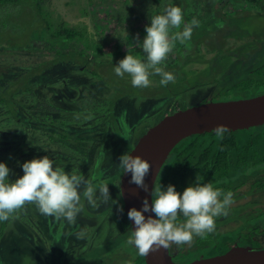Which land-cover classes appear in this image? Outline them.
<instances>
[{"label":"trees","instance_id":"trees-1","mask_svg":"<svg viewBox=\"0 0 264 264\" xmlns=\"http://www.w3.org/2000/svg\"><path fill=\"white\" fill-rule=\"evenodd\" d=\"M154 1L156 8L143 15L146 21L149 18L148 26L151 16L164 13L165 1L181 8L185 23L196 19L199 26L193 27L192 36L185 43L176 41L161 65L174 74V83L161 86L160 77L153 75L151 87L135 88L127 74L120 78L114 68L127 54L146 59L135 41L136 35L129 34L128 38L133 40L129 44L117 25L114 34L107 37L101 34L99 39L92 40L86 27L69 26L54 17L50 9L52 0H0V56L26 55L28 50L56 54L54 59L32 67L0 63V160L11 170L9 180L23 176L24 162L47 155L54 162V168L82 175L94 185L107 183L112 200L98 206L97 232L117 212L121 215L116 224L123 227L127 238L132 233V225L124 210L121 195L124 173L118 167L117 153L123 148L129 154L134 148L136 126L145 116L140 113L138 99L176 100L188 97L189 92H196L205 84L213 89L201 103L264 94V33L253 36L250 29L244 25L235 27L231 21L239 11H260L263 16L264 0H218V7L208 19L201 15V0ZM231 4L239 10H228ZM19 9L28 20L18 16ZM81 12L86 15L88 11ZM218 14L222 20L216 17ZM247 18L244 15L243 20ZM182 30L183 25L171 32ZM140 31L142 44L146 32L144 28ZM222 35L226 38L218 43ZM248 36H253L254 42H247ZM77 41L84 42L85 49L77 51ZM91 50L93 54H89ZM210 52L213 55L208 58ZM197 182L211 183L214 188L233 194L252 182L247 194L263 191L264 125L227 131L223 136H217L215 131L198 133L181 142L165 164L157 186L160 184L166 189L171 184L182 194ZM80 203L88 205L83 196ZM121 206L123 212L118 210ZM249 206L241 204V210H235V219L240 221L230 231H222L221 217L216 218L215 232L206 239L195 237L191 247L177 251L175 260L187 264L201 256L226 253L235 236L227 239L221 232H242V244H247L250 240L246 238L251 239L253 232H260L264 225V205L251 214L247 211ZM18 212L24 214L21 220L31 219L32 205ZM53 221L57 224L58 219L54 217ZM79 225L78 222L75 226ZM122 231L115 234H123ZM79 244L82 246L83 241ZM109 244H112L110 248L118 245L112 240ZM61 257L62 263L74 264L70 260L66 262L72 257L66 248ZM130 264H145V256L136 254Z\"/></svg>","mask_w":264,"mask_h":264},{"label":"clouds","instance_id":"clouds-1","mask_svg":"<svg viewBox=\"0 0 264 264\" xmlns=\"http://www.w3.org/2000/svg\"><path fill=\"white\" fill-rule=\"evenodd\" d=\"M24 18H27L25 14ZM182 25V31L171 32ZM194 26H199L198 20L185 23L180 7L167 6L163 14L150 17V26H145L146 36L142 44L138 36L135 40L146 54V59L127 54L115 66V74L120 78L127 74L135 88L151 87L150 76L153 75L160 77L161 86L174 83V74L161 65L176 41L183 44L191 38ZM214 131L217 136H223L229 129L226 125H217ZM53 163L47 155L26 161L22 164L23 176L10 181L11 170L0 162V222L33 205L41 215L64 219L73 224L81 212V196L91 208L112 200L107 183L94 185L82 175L54 168ZM118 167L123 173L131 174L130 184H135L145 192L149 191L145 177L151 165L147 160L138 155L123 154L119 157ZM151 195V204L144 199L142 210L132 208L127 214L129 220L134 222V230L127 244L134 246L140 256L158 252L161 248L167 250L173 244L191 247L195 237L206 239L216 230V218L226 217L234 203L232 192L225 193L214 188L211 183L197 182L187 187L182 194L176 191L174 185L170 184L164 189L160 184H155ZM118 210L123 212L122 206ZM145 212L154 213L155 218L152 215L146 218ZM82 235L78 234L77 238Z\"/></svg>","mask_w":264,"mask_h":264},{"label":"rangeland","instance_id":"rangeland-1","mask_svg":"<svg viewBox=\"0 0 264 264\" xmlns=\"http://www.w3.org/2000/svg\"><path fill=\"white\" fill-rule=\"evenodd\" d=\"M217 3H219L218 0H201V15L205 19L212 17L218 7ZM154 4V0H52L50 9L54 11V17L64 20L69 26L86 27L92 40L99 39L101 34L104 37L114 34L116 32L115 27L120 25V34L123 35V38H127L128 43L131 44L133 40L128 38L129 34L132 33L139 36V38L142 37L140 29L144 28L145 31V26L149 23L148 16L146 21L143 15L155 9L156 6ZM167 6H173L171 1L162 3V12ZM81 10H87L88 12L85 15ZM228 10L239 9L235 4H231ZM90 12L92 15H88ZM17 14L21 19L28 20V17L24 18V14L20 13V9ZM244 15L248 17L246 20H243ZM216 17L222 20V16L219 14ZM231 21L235 27L244 25V28L250 29L253 36L264 33V15L262 16L260 11H239L233 16ZM253 36H248L247 42H254L255 38ZM10 38L13 39V37ZM225 38V35L220 36L217 40L218 43L219 41L223 42ZM108 39L110 38L108 37ZM215 42L212 43V48H214L213 44ZM75 44L78 46L77 51L85 49L84 42L77 41ZM89 54H93V51H89ZM55 55V52L46 54V51L28 50L26 55H2L0 56V63L10 64L9 62H11L20 66L32 67L54 59ZM212 55L210 52L208 58ZM212 89L213 87L205 84L200 90L189 92L188 97L181 96L176 100H168L166 102L161 101L162 99H155L153 102L138 99L141 100L140 113L142 112L145 116L136 126L132 145L135 146L138 140L166 115L181 110L180 106L183 105L188 108L200 104L203 99L209 97ZM123 154H126V151L122 148L117 153L118 163L119 157ZM7 167L9 168V166ZM92 168L93 165L91 164V170ZM254 197L261 202L257 204L258 206L264 204V192H259ZM250 199L249 196L247 200ZM99 207L91 208V211L96 213ZM112 214L106 221L108 222L107 226L100 232H96V230H99L97 221L96 223L94 222L95 225L92 228L87 226L86 231L83 232L84 228L78 230V227L75 226L79 219L83 217L82 213L79 214L73 224H69L64 219H58L57 224H55L53 221L54 217H51L53 219L51 220L49 219L50 216L41 215L33 205L31 219L28 218V220L25 219L23 221L20 216L24 214L15 212L7 220L3 236H1V230L5 221L0 222V264H64L61 262V256L65 248L72 255L66 262L70 260L74 264H130L136 258V249L134 246L127 244L126 232L123 233V227L116 224V219L121 214L117 212ZM85 218L89 219V217ZM101 220L102 218L98 221L101 222ZM120 231L123 234H115ZM52 232H54V237ZM81 233H83L82 237L77 238L78 234ZM118 236L121 239H117ZM109 237L114 244L121 242L120 245L110 248L112 244H109ZM82 241L83 244L81 246L79 242Z\"/></svg>","mask_w":264,"mask_h":264},{"label":"water","instance_id":"water-1","mask_svg":"<svg viewBox=\"0 0 264 264\" xmlns=\"http://www.w3.org/2000/svg\"><path fill=\"white\" fill-rule=\"evenodd\" d=\"M217 125H226L229 131L264 125V94L253 98L200 103L166 115L152 126L129 153L150 163V172L145 177L149 191L145 192L135 184H130V173L123 174L121 195L126 215L132 208L142 210L144 199L152 203V189L174 149L181 142L194 134L214 132ZM144 215L146 218L149 215L155 218L154 213L145 212ZM130 222L134 230V222ZM145 264L178 263L174 261L170 248H161L145 256ZM187 264H264V249L235 247L225 254L201 257Z\"/></svg>","mask_w":264,"mask_h":264},{"label":"flooded vegetation","instance_id":"flooded-vegetation-1","mask_svg":"<svg viewBox=\"0 0 264 264\" xmlns=\"http://www.w3.org/2000/svg\"><path fill=\"white\" fill-rule=\"evenodd\" d=\"M163 170H164V168H163ZM163 170H162L160 176L163 174ZM160 176H159V178H160ZM158 181H159V179H158ZM158 181H157V184H158ZM157 184H156V186H157ZM251 184H252V182H249L247 184H244V186L241 189H239L236 192V194L235 193L233 194L234 195L233 196L234 203L230 207L229 214L226 217H221V220H220V221H222L221 224L223 223V225L221 226L222 227L221 228L222 231H230V230H232V229L235 228V226L237 225V223L239 224L240 218L238 220L235 219V210L236 209L239 210L244 205L249 204L250 205L249 206L250 209L248 210V212L250 214L251 213H255V211L257 209V206H258L257 204H259L261 202L258 201V200H256V198L254 197L259 192H253L251 195L250 194H247V191L250 189L249 186H251ZM260 192H264V190L263 191H260ZM249 196H250L251 199L250 200H247V198ZM257 199H258V197H257ZM241 204H242V207H241ZM263 205L264 204H262L260 206H263ZM84 207L85 206H82L81 205V212L79 214L82 213L83 214V217L79 219L80 225L78 227V230L84 228L83 229V232L86 231L87 226H91V228H92L95 225L94 222L96 223V221H97L95 211L92 212L91 211V207L89 205H86L87 208H84ZM85 217H89V219H86ZM232 225H234V226H232ZM230 226H232V227L230 228ZM261 227H262V230L260 232H253L254 235L251 237V239L246 238L247 240H250L247 244H242L244 242V238H243L244 235H242V232H221V233L224 234L227 237V239H228V236H232V235L235 236V240L232 241V242H230L231 247H230L229 250H231V249H233L235 247L236 248L237 247H254L256 249H264V235H263L264 232H262L264 230V225H261ZM96 232H97V230H96ZM52 236L54 237V232H52ZM94 236H95V234H94ZM257 245H259V246H257ZM186 247L188 248V246H186ZM181 248H183V247H177L175 244H173L170 247V252H171V254L174 257V261L177 262L178 264H179V262L177 260H175V258H176V255H177V251L179 249H181ZM219 255H221V254H219ZM201 257H205V256H201ZM210 257H213V256H210Z\"/></svg>","mask_w":264,"mask_h":264},{"label":"bare ground","instance_id":"bare-ground-1","mask_svg":"<svg viewBox=\"0 0 264 264\" xmlns=\"http://www.w3.org/2000/svg\"><path fill=\"white\" fill-rule=\"evenodd\" d=\"M229 2H231V1H229ZM233 6H234V5H233ZM235 194H236V192H235ZM233 196H234V195H233ZM252 208H253V207H252ZM249 209H250V208H249ZM249 209H248V210H249ZM248 210H247V211H248ZM244 211H245V210H244ZM258 240H259V239H258Z\"/></svg>","mask_w":264,"mask_h":264}]
</instances>
